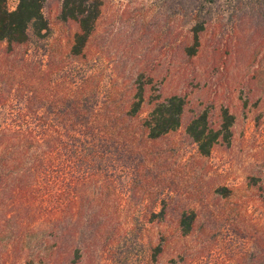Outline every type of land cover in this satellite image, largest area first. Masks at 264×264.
<instances>
[{"label": "trees", "instance_id": "trees-1", "mask_svg": "<svg viewBox=\"0 0 264 264\" xmlns=\"http://www.w3.org/2000/svg\"><path fill=\"white\" fill-rule=\"evenodd\" d=\"M46 1L19 0L12 10L9 0H0L4 65L0 108L11 106L15 95L28 102L30 110L17 113L27 128L12 131L18 140L8 148L17 149L15 163L5 155L8 150L0 153V205L5 210L0 212V264H135L139 236H144L149 224L171 223L158 243L149 247L152 263L165 251L167 236H189L199 217L195 207H188L177 210L175 220L168 222L175 208L170 205L173 188L155 183L156 176L150 175L161 164L158 151L151 147L183 125L187 99L180 93L148 95L145 83L122 93L112 81H105L96 64L91 65L102 0H62L59 18L77 27L67 59L56 60L50 53L44 68L33 67L29 73L26 66L20 67L12 58L18 48L33 39L51 40ZM178 1L180 10L191 15L182 51L187 58L197 55L202 35L210 29L216 39L212 48L224 57L223 63L244 44L242 31L251 30L252 38L264 48V0ZM221 1L229 4L231 21L217 30L222 16L213 17V11ZM17 73L23 78H17ZM145 103L150 108L143 115ZM45 106V113L38 114ZM30 118L42 123L31 127ZM235 120L231 107L223 105L217 123L207 110L198 111L186 123L185 132L198 153L208 157L216 144L231 141ZM8 132L0 125V145L9 144ZM14 170L10 185L7 176ZM215 191L224 197L231 194L227 186ZM145 198L150 204L139 207ZM256 257L243 251L237 263L259 259L264 264V254Z\"/></svg>", "mask_w": 264, "mask_h": 264}, {"label": "rangeland", "instance_id": "rangeland-1", "mask_svg": "<svg viewBox=\"0 0 264 264\" xmlns=\"http://www.w3.org/2000/svg\"><path fill=\"white\" fill-rule=\"evenodd\" d=\"M18 1L9 0L12 10ZM228 5L221 1L214 8L213 17L218 13L222 16L220 25H215L217 30L230 25ZM61 7L62 0H47L44 6L51 40L33 39L12 57L29 73L33 67L44 68L50 53L56 60L67 59L66 50L77 27L62 23ZM190 25L191 15L180 10L178 0H102L92 37L91 65L96 64L105 81H112L120 92L128 93L131 87L145 83L148 95L180 93L187 99L183 125L151 147L158 151L161 164L150 175L156 176L155 183L173 188L170 205L175 208L167 221L175 220L177 210L195 207L199 214L196 229L182 239L167 236L170 241L165 251L151 263L149 247L158 243L171 223L149 224L144 236H139L135 264H238L243 251L257 257L264 254V48L258 46L256 37L252 38L251 30L242 31L244 44L223 63L224 57L212 48L215 31L210 29L202 35L197 55L187 58L182 51ZM1 47L0 73L4 68ZM76 65L78 68L79 63ZM16 77L23 78L21 73ZM9 103L11 106L0 108V125L9 128L11 137L7 146L0 145V153L8 150L5 155L11 156L13 164L17 149L8 147L18 138L12 131L23 127L17 113L19 109L30 110L29 103L15 95ZM223 105H229L236 116L231 141L219 142L210 156L203 157L185 132L186 123L203 110L217 123ZM149 108L145 103L143 115ZM45 109L39 108L38 114ZM28 122L31 127L42 123L33 118ZM15 176L16 170L7 176L10 185ZM223 186L231 189L227 197L215 191ZM2 192L0 188V197ZM147 204L150 200L145 198L138 205ZM2 210L0 205V212H5ZM252 233L257 235L251 237ZM262 262L254 259L251 264Z\"/></svg>", "mask_w": 264, "mask_h": 264}]
</instances>
